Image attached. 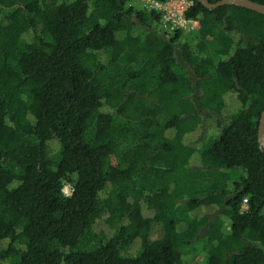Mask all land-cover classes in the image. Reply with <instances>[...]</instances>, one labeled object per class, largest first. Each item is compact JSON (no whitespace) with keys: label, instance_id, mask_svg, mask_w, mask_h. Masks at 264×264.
<instances>
[{"label":"trees","instance_id":"1","mask_svg":"<svg viewBox=\"0 0 264 264\" xmlns=\"http://www.w3.org/2000/svg\"><path fill=\"white\" fill-rule=\"evenodd\" d=\"M186 17L0 0V264H264V14Z\"/></svg>","mask_w":264,"mask_h":264},{"label":"built area","instance_id":"2","mask_svg":"<svg viewBox=\"0 0 264 264\" xmlns=\"http://www.w3.org/2000/svg\"><path fill=\"white\" fill-rule=\"evenodd\" d=\"M149 11L160 14L161 28L169 33L176 31L194 32L199 28V22L186 17V11L193 5V0H168L160 2L157 0H140ZM67 188V189H66ZM63 189L67 195L71 194L72 188ZM247 199L243 201V208L247 207Z\"/></svg>","mask_w":264,"mask_h":264},{"label":"rangeland","instance_id":"3","mask_svg":"<svg viewBox=\"0 0 264 264\" xmlns=\"http://www.w3.org/2000/svg\"><path fill=\"white\" fill-rule=\"evenodd\" d=\"M132 3L139 9H145L147 11H149L148 9H146L143 5V3L140 1V0H132ZM150 12V11H149ZM134 33L135 34H140L141 33V30L139 27H136L135 30H134ZM189 34L187 33H184L183 36L180 38L181 40H184V38L186 36H188ZM100 57L102 60H106V54L104 52H100ZM219 127H217L216 125V121L214 118H208L206 120V126H205V133H204V137H202V139L200 140H194L192 142V144L197 147V148H201L202 145H203V138L204 140L205 139H208L211 135H216L219 133ZM121 161H122V150L118 151L113 157H112V162L113 164H121ZM71 183H66L65 187H71ZM67 189V188H66ZM228 223V221H227ZM228 228H229V225L226 227V231H228ZM205 245H206V241L202 240L190 247H186V252L187 254H191L193 256H195L196 258H198L199 260H204L206 259L207 257V251H206V248H205ZM138 250V247L137 245H133L131 246V248L127 251V254L128 255H135L136 252Z\"/></svg>","mask_w":264,"mask_h":264},{"label":"water","instance_id":"4","mask_svg":"<svg viewBox=\"0 0 264 264\" xmlns=\"http://www.w3.org/2000/svg\"><path fill=\"white\" fill-rule=\"evenodd\" d=\"M199 1L207 8H216L221 5H237L264 14V5L251 0H220L217 3H210L208 0ZM259 141L264 146V111L259 124Z\"/></svg>","mask_w":264,"mask_h":264}]
</instances>
